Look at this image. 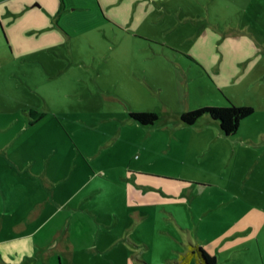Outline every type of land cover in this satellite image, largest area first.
<instances>
[{"label":"rangeland","instance_id":"1","mask_svg":"<svg viewBox=\"0 0 264 264\" xmlns=\"http://www.w3.org/2000/svg\"><path fill=\"white\" fill-rule=\"evenodd\" d=\"M102 1L125 26L89 27L73 35V53L1 75L0 215L5 201L25 199V214L45 197L61 203L67 190L57 188L56 197L32 191L47 183L39 167L49 163L51 172L86 158V150L97 154L87 158L93 166L105 167L95 169L99 176L118 166L100 197L119 206L121 220L110 228L121 248L145 250L148 264L171 263L190 243L216 255L217 264H264V0ZM51 30L26 39L50 40ZM228 99L255 108L232 137L209 115L194 124L181 119ZM30 108L47 114L31 123ZM133 111L158 119L145 125ZM251 136L260 145L249 149ZM16 151L40 158L38 176L15 164ZM144 181L162 183L166 196L138 185ZM139 209L147 214L142 221Z\"/></svg>","mask_w":264,"mask_h":264},{"label":"crops","instance_id":"2","mask_svg":"<svg viewBox=\"0 0 264 264\" xmlns=\"http://www.w3.org/2000/svg\"><path fill=\"white\" fill-rule=\"evenodd\" d=\"M106 22L115 27L117 24L125 26L114 17L110 10H105V3L102 0H52V2L50 0H0V78L3 74L11 75L9 67L18 69L23 62L38 63L39 60L46 62L57 58L56 56L68 55V50L73 53L74 34L89 27L105 26ZM50 27L52 39L38 40L37 38L33 41L26 39L28 32L39 35L40 31ZM60 48L61 50L58 51ZM186 54L190 57V61L201 63L206 67L205 62L195 55L187 52ZM174 58L179 60L176 55ZM242 64L244 66L245 62ZM27 76H29L28 73ZM229 101L231 100L228 99V103ZM29 110L26 112L27 115ZM204 122L207 123L208 120ZM258 142L260 137H247L245 147L249 149L258 147L260 145ZM25 143L39 144L40 142L28 140ZM82 152L86 158L78 156L75 158V163L73 161L69 164L65 163L63 167L56 165L51 172L49 163L45 171L42 166L39 167L41 170L39 174H45L47 183H35L36 187L33 186L32 191L52 190V196L56 197L57 188H61L60 191L67 190L69 193L64 194L63 197H66L60 201L61 203L49 205L51 197H45L44 200L36 201L30 207L28 214L24 211L25 199L11 203L5 201L2 204L0 264H148L144 256L145 250L134 251L129 247H120L122 238L114 232L115 228H110L113 226L112 223L121 220L118 215L119 206L113 203V199L106 201L100 197L106 185L115 180L117 164H110L111 167L107 168L105 173L107 177L99 176L95 169L99 172L105 167L100 162H95L93 166L89 162L91 160L87 159L89 157L95 159L97 154L86 150V153L84 150ZM11 158H14L15 164L20 169V164H23L31 170L33 176H38L37 173L35 174L34 165L37 163L34 161L39 157L35 153L31 157H22V154L16 151ZM127 169L132 170L134 174L141 170L131 166ZM156 173L167 174L161 171ZM149 182L144 181L138 185H143L146 189H152L155 186L160 194L166 196L167 190L162 183L153 185ZM202 182L213 184L207 180ZM162 195L159 197L162 198ZM77 196L81 197L74 205L69 206V203ZM136 215L137 219L142 221L147 214L145 215L139 209ZM175 222L183 228L178 219H175ZM190 244L180 254L187 251ZM180 254L171 260V263L165 264H175ZM189 264H197V262L192 260Z\"/></svg>","mask_w":264,"mask_h":264},{"label":"trees","instance_id":"3","mask_svg":"<svg viewBox=\"0 0 264 264\" xmlns=\"http://www.w3.org/2000/svg\"><path fill=\"white\" fill-rule=\"evenodd\" d=\"M254 112L255 108L251 105H236L229 101L227 105L201 106L186 110L181 114V119L186 124H194L202 116L209 115L219 122L225 135L233 136L237 133L242 121L253 115ZM28 116L31 123H36L44 118L46 113L30 109ZM130 116L145 125L153 124L158 119V114L153 111H133ZM192 260H195L197 264H217L216 255H211L199 244H190L188 250L180 254L175 264H189Z\"/></svg>","mask_w":264,"mask_h":264}]
</instances>
